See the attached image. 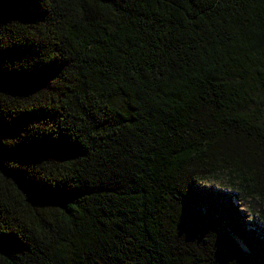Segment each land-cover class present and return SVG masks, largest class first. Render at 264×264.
<instances>
[{
  "label": "trees",
  "instance_id": "1",
  "mask_svg": "<svg viewBox=\"0 0 264 264\" xmlns=\"http://www.w3.org/2000/svg\"><path fill=\"white\" fill-rule=\"evenodd\" d=\"M0 264H264V0H0Z\"/></svg>",
  "mask_w": 264,
  "mask_h": 264
},
{
  "label": "rangeland",
  "instance_id": "2",
  "mask_svg": "<svg viewBox=\"0 0 264 264\" xmlns=\"http://www.w3.org/2000/svg\"><path fill=\"white\" fill-rule=\"evenodd\" d=\"M207 191H214V192H219V193H227L229 192L228 189L223 188L221 186L220 183L218 182H210L208 183L205 187ZM239 209L242 210L244 212V214L247 215V211H246V205L244 203H241L240 205H238ZM247 218L245 219V222H247Z\"/></svg>",
  "mask_w": 264,
  "mask_h": 264
}]
</instances>
